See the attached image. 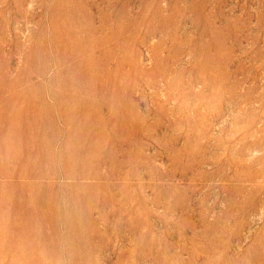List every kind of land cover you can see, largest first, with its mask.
<instances>
[{
	"label": "rangeland",
	"instance_id": "rangeland-1",
	"mask_svg": "<svg viewBox=\"0 0 264 264\" xmlns=\"http://www.w3.org/2000/svg\"><path fill=\"white\" fill-rule=\"evenodd\" d=\"M0 264H264V0H0Z\"/></svg>",
	"mask_w": 264,
	"mask_h": 264
}]
</instances>
